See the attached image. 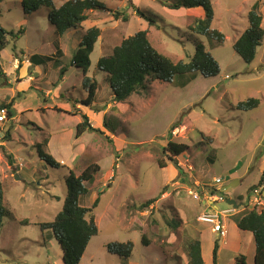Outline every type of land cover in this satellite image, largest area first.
Instances as JSON below:
<instances>
[{
  "label": "rangeland",
  "instance_id": "374dc122",
  "mask_svg": "<svg viewBox=\"0 0 264 264\" xmlns=\"http://www.w3.org/2000/svg\"><path fill=\"white\" fill-rule=\"evenodd\" d=\"M98 1L106 10L87 12L80 29L60 37L47 20V8L26 15L19 0H0V26L22 31L17 40H8L0 57V105L12 102V118L0 125L4 136L0 183L6 210L0 228V264H62L56 239L39 225L52 222L61 211L68 170L78 175L90 164L99 166L96 184L92 188L86 184L88 192L80 205L90 208L98 199L93 210L97 234L79 264H186L183 245L199 237L206 264H212L211 242L225 245L217 264H234L241 256L252 264V235L237 233L235 221L239 213H264V196L257 198L262 205L251 203L255 189L264 191V35L249 64L232 46L247 29V13L255 3L264 33V0H210L214 12L210 28L224 35L223 44L213 49L189 30L195 18L203 17L200 8L173 11L166 7L170 0ZM133 6L155 23L137 16ZM91 27L100 35L89 55L87 76L96 81L98 90L88 109L79 104L86 98L82 69L71 59ZM140 31H147L152 47L175 63L188 62L195 43H203L218 63L219 74L196 73L184 87L154 82L148 92L116 104L97 61ZM37 56L44 62L39 63ZM249 98L259 100L258 108H235ZM83 115L102 133L86 131L76 138L75 127ZM104 119L115 125L113 135L102 127ZM177 122L176 131L172 126ZM168 141L189 147L176 157L177 166L163 151ZM37 145L65 167L46 165L38 158ZM61 160L69 161L65 165ZM159 161L166 167L159 168ZM232 182L236 183L232 188L220 192ZM230 197L237 202L238 214L227 211L232 206L224 200ZM216 211L224 213L222 223L228 225L224 238L197 220L203 212ZM172 220L176 229L168 225ZM128 242L133 246L129 258L107 249Z\"/></svg>",
  "mask_w": 264,
  "mask_h": 264
},
{
  "label": "trees",
  "instance_id": "16d2710c",
  "mask_svg": "<svg viewBox=\"0 0 264 264\" xmlns=\"http://www.w3.org/2000/svg\"><path fill=\"white\" fill-rule=\"evenodd\" d=\"M22 11L26 15L35 13L40 8H47V20L53 26L58 36L64 35L67 31H75L81 28L83 22L88 18L89 11H101L105 6L98 0H19ZM55 1L62 2L59 7H55ZM166 7L177 11L180 9H202L203 17L195 18L193 27L189 28L191 34H198L204 37L210 49L220 46L224 42V35L217 30L210 28L214 18L213 7L210 0H170ZM106 10V9H105ZM133 12L140 17L145 18L150 25L155 22L147 17L133 6ZM258 4L255 3L247 13L248 27L233 43V50L247 64L255 58L256 48L261 44L263 30L261 27L262 16L259 14ZM124 16V14H123ZM22 35V31H7L0 26V51L8 44V40H17ZM100 35V30L91 27L85 31L78 44L75 53L72 55L71 64L82 69V88L86 91V98L79 102L85 108H92L96 100L98 86L94 79L87 76L90 66L89 55L94 49V45ZM59 50V49H58ZM39 63L44 62L43 57H38ZM97 68L104 72L105 81L110 91L112 99L116 104L127 101L133 94L140 91L148 92L154 82L173 83L186 86L196 73L204 77H214L219 74V65L211 53L206 50V46L201 42L195 43V53L188 62H173L170 58L158 53L150 44L147 37V31H140L133 36L123 39L121 43L112 49L108 56L98 59ZM63 70L60 71L61 75ZM1 76V74H0ZM182 77L181 79H178ZM183 77H186L183 78ZM12 102L1 104L6 108L8 119L12 118ZM259 100L249 98L236 105L240 111H249L258 108ZM73 115V114H71ZM179 122L174 124L175 129ZM102 127L110 134L117 130L113 122L109 120L102 121ZM76 138H79L84 132H96L101 134L100 130L93 128L86 116H82V121L75 127ZM203 140L209 141L202 133L198 134ZM8 138V133H6ZM40 145H37L38 158L51 168L65 167L51 156L44 154ZM188 146L168 141L163 151L166 153L168 162L177 166L176 157L187 152ZM159 168L166 167L163 161L158 162ZM99 166L90 164L80 171L78 175L69 169L65 178L68 193L64 199L62 209L56 214L52 222L40 224V229L50 230L56 239L61 252L62 264H79L83 253L90 239L97 234V227L94 222L93 210L98 204L95 199L90 208L80 205V199L87 195L88 187L92 188L96 184V174ZM252 190L254 188H251ZM219 195L220 192H218ZM222 197V196H220ZM151 201L146 202L149 205ZM6 215L3 205V190L0 183V228L2 227V218ZM238 230L249 232L254 240V261L253 264H264V213L254 210L245 214H238L236 219ZM168 225L176 229L177 222L173 220ZM142 242L147 245V240L143 237ZM130 242L124 244H110L107 246L109 252L129 258L132 251ZM218 242H214L211 261L217 263ZM183 254L186 258V264H205L201 253V241L199 238L188 239L183 245ZM234 264H246L245 257L241 256L234 259Z\"/></svg>",
  "mask_w": 264,
  "mask_h": 264
},
{
  "label": "built area",
  "instance_id": "2783aa9c",
  "mask_svg": "<svg viewBox=\"0 0 264 264\" xmlns=\"http://www.w3.org/2000/svg\"><path fill=\"white\" fill-rule=\"evenodd\" d=\"M7 110L4 107L0 108V125L4 124L8 119H7ZM174 132H172V136H175ZM219 179H214V182H218ZM260 189V188H259ZM259 189H255L253 191L255 197L252 198V202H254L255 205H262V202H260L257 198L261 196V193ZM192 194V192L190 193ZM221 198H217V201H220ZM224 213L220 212H213V213H208V212H203L200 214L197 218V220L202 224L206 225L210 228L212 233L217 234L219 237L224 238L226 236V230L224 227V224L222 223V215Z\"/></svg>",
  "mask_w": 264,
  "mask_h": 264
},
{
  "label": "crops",
  "instance_id": "0c3cea01",
  "mask_svg": "<svg viewBox=\"0 0 264 264\" xmlns=\"http://www.w3.org/2000/svg\"><path fill=\"white\" fill-rule=\"evenodd\" d=\"M61 3V2H60ZM61 4H59L58 5V7L60 6ZM92 12V11H91ZM88 19V18H87ZM84 23V22H83ZM68 32V31H67ZM71 32H73V31H71ZM75 32V31H74ZM5 51L4 50H2V51H0V57H1V55L4 53ZM13 62V61H12ZM15 62V64H16V67H17V64H18V60H16V61H14ZM15 68V67H14ZM29 79H31L30 77H29ZM9 83V82H8ZM55 93V92H54ZM62 162H64L65 163V165H66V163H67V161H69V160H61ZM223 187V186H222ZM221 187V188H222ZM261 196H264V191L262 192V194H261ZM229 199H231V197L229 198ZM235 202H236V200H234ZM237 203V202H236ZM207 204H209V200H207ZM202 205L203 206H205L204 205V202H202ZM214 205V204H213ZM209 206V205H208ZM212 208L214 209V210H217V207L214 205V206H212ZM227 211H230L231 213H234V214H238L239 212L237 211V209L235 210V209H233V208H230V209H228ZM225 224V228L226 227H228V225L226 224V223H224ZM232 225V227L233 228H236V226L232 223L231 224ZM237 229V228H236ZM211 232V231H210ZM238 232H240L239 230H237V233ZM235 233H236V231H235ZM236 233V234H237ZM252 238H253V236H252ZM199 239H200V237H199ZM212 244H211V246H210V248L212 247V249L211 250H213V245H214V243L213 242H211ZM237 247H238V252L240 251V249H241V247H240V243L238 242V245H237ZM225 248V245H224V247H223V245L222 244H220V242L218 243V251H217V263H218V261H219V259H220V253H221V250L222 249H224ZM251 249H252V255H251V258H252V264H253V261H254V251H255V246H254V240H253V244H252V247H251ZM212 253V252H211ZM250 256V255H249ZM245 257V262H246V264H248V262H247V259H246V257L247 256H244ZM202 258H203V255H202ZM203 261H204V263L206 262V260H204V258H203ZM216 263V264H217ZM206 264V263H205Z\"/></svg>",
  "mask_w": 264,
  "mask_h": 264
},
{
  "label": "water",
  "instance_id": "95a60500",
  "mask_svg": "<svg viewBox=\"0 0 264 264\" xmlns=\"http://www.w3.org/2000/svg\"><path fill=\"white\" fill-rule=\"evenodd\" d=\"M234 183H235V182H232V183L229 184V185H225V186H223L222 188H220V192H223L224 190H226V189H228V188H232V187L236 184V183H235V184H234ZM200 198H202V196H200ZM224 201H225V203H226L227 205H231L233 209H237V208H238V205L235 203L234 200H231V199L227 198V199H225Z\"/></svg>",
  "mask_w": 264,
  "mask_h": 264
},
{
  "label": "clouds",
  "instance_id": "9594fccd",
  "mask_svg": "<svg viewBox=\"0 0 264 264\" xmlns=\"http://www.w3.org/2000/svg\"><path fill=\"white\" fill-rule=\"evenodd\" d=\"M59 2V1H58ZM62 3V2H61ZM7 119H8V117H7ZM11 119V118H10ZM3 125V124H2ZM176 131L178 130L177 128L175 129ZM174 131V130H173ZM2 137H4L3 135L1 136V132H0V140H1V138ZM225 186V185H224ZM262 194V193H261ZM222 198V197H221Z\"/></svg>",
  "mask_w": 264,
  "mask_h": 264
}]
</instances>
